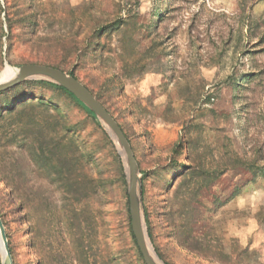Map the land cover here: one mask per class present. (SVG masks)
Returning <instances> with one entry per match:
<instances>
[{
  "label": "rangeland",
  "instance_id": "1",
  "mask_svg": "<svg viewBox=\"0 0 264 264\" xmlns=\"http://www.w3.org/2000/svg\"><path fill=\"white\" fill-rule=\"evenodd\" d=\"M255 22L264 35V0H0V78L7 68L10 75L23 65L50 67L72 73L102 105L130 146L144 227L163 264H264V86H254L247 115L242 97L247 78L264 66V44L247 34ZM50 85L24 81L1 96L0 133L27 124L52 139L60 172L68 161V185L85 188L86 197L64 217L68 197L51 191L60 186L54 174L33 172L17 147L22 137L12 139L6 151L16 162L0 150L11 264H144L130 228L123 156L103 122ZM16 98L35 105L11 116L3 103ZM228 156L242 163L228 165ZM182 166L187 180L177 178ZM6 180L26 182L28 196L16 199ZM39 184L46 187L37 195ZM192 193L187 227L179 201ZM181 230L199 241V254L180 244Z\"/></svg>",
  "mask_w": 264,
  "mask_h": 264
},
{
  "label": "trees",
  "instance_id": "2",
  "mask_svg": "<svg viewBox=\"0 0 264 264\" xmlns=\"http://www.w3.org/2000/svg\"><path fill=\"white\" fill-rule=\"evenodd\" d=\"M157 16H158V18L160 17L159 14H157ZM260 27H261V24L259 22L253 23L252 27H250V25H248V30H247L248 37L257 38V36H259V43H258L259 45L256 47H259V46L264 44V35L259 34V32L261 31ZM100 33H104V30H100V31L96 32V34L94 35V38L98 37V35H100ZM68 75L73 77L72 73H68ZM229 78L228 79L231 81V85L233 87L238 86L237 85V82H238L237 77L231 75ZM262 78H264V66L262 68H260L259 71L257 70V68H255V72H253L251 74L250 78H247V83L242 89V97H244L245 104H246L243 108L245 115H247V113L249 112V110H250L249 108H251L252 103L255 102L254 98L257 96V94L259 92L254 86H256L258 88L261 85L262 86L260 88H262L264 86ZM244 80H246V78ZM50 86L53 88H56L57 90L64 93L79 108H81L90 118L94 119L93 113L89 109H87L83 104H81L79 101H77L71 94H69L67 91H65L61 87L53 86V85H50ZM17 87H18V85L13 87V88H10L8 90L1 92L0 97L11 92L12 90L16 89ZM247 93H250V94L247 95ZM34 105H35V102L31 101L30 98H27V99L16 98L11 102L9 101V102L3 103L4 108L8 107L9 109H11L9 112L11 116L23 115L26 111L32 110ZM0 116H4V115L2 113H0ZM252 118H254V116H252ZM245 121H246L245 122L246 123L245 131H248L249 127H250V125H249L250 119L246 117ZM9 133H11V132L0 133V150H2L1 155L3 157L10 156L15 161L12 154L9 153V151H6V147H7V145L9 146L11 144H14V143H12L13 140L15 138H17L18 136H21L22 137L21 140H23L22 145L21 146H17V144H15V145L19 149L24 150V152L25 151H26V153L28 152L31 161L33 162V164L36 167V169H33V172H36V174L39 175V173H38L39 170L46 169L47 171H51L54 174L55 182L60 185V186L55 185L56 187H52V188L50 187L51 191L56 192V190H62V192H64L67 195L68 201L65 205L69 207V210L64 208V213H63L64 217L69 218V214H70V216L72 214H75L74 206L82 203V201H83L82 198L86 197V191H85V188H83V187L75 186V183H73L72 185H68L69 177L73 174V172H71L72 167L70 166L69 162L65 160V161H63V166H62L63 172H60V167L58 166V164L60 163L61 158L55 159L56 156H59L61 154V150L58 148L57 144L53 143L52 139L46 138L44 135L42 136L38 130H34V132L32 133V131L28 128L27 124L24 125L23 129L17 131L16 133H13V134H9ZM247 139H248V136H247V133H245L244 140L247 141ZM55 145L57 146V148H55ZM21 154H22V152H20V156H21ZM258 154H260L259 151H258ZM50 162L53 163L54 169L52 167H46L45 164L50 163ZM233 162H237L236 164H239V163H242V160L237 159V158L231 159V157L228 156L226 159V163H229L228 165H230ZM54 163H56L57 165L55 166ZM243 166H244V164H243ZM228 168H231V166H227V169ZM182 169H183L182 173L179 174V176L177 178L187 180L189 178V176H188L189 172H187V170H186L187 168L185 166H182ZM72 171H73V169H72ZM224 171H226V170H223V171L221 170V173H223ZM0 174H6V168L5 167L2 170H0ZM209 176H210V174L206 173V178H208ZM204 177L205 176H202L203 179H204ZM5 184H6V188L9 190L10 194L15 196L16 199H21L22 197L28 196V187L26 186V182L25 183H24V181L12 182L10 180H6ZM43 187H46V186L39 184V186H37V188H35L37 195L40 194ZM33 188L34 187H32V185H30L29 186V192H31V189H33ZM40 188H41V191L39 190ZM195 198H196V195L194 193H192V194H188L187 196L183 197L179 201V205H180L179 209H180V214H181V218H182L181 221H183L184 226H187L189 222L190 223L192 222V219H193L192 205L194 203L193 201ZM25 199H27V198H25ZM25 201L26 200H24L22 202L20 201L22 206L25 205L24 204ZM41 205L42 204H40L38 206L39 209H43L41 207ZM58 208L59 207L57 206L56 203H54L52 205V210L56 211ZM45 209L47 211V207H45ZM76 223L77 224H74L75 228H76V230L79 231L81 229V224L79 222H76ZM194 224H195V222H194ZM184 231L185 230H181L177 233V238H178L180 244L183 245L184 247H186V249L193 251L196 254H199V248H198L199 246H197V245H200L199 241L193 237H190Z\"/></svg>",
  "mask_w": 264,
  "mask_h": 264
},
{
  "label": "water",
  "instance_id": "3",
  "mask_svg": "<svg viewBox=\"0 0 264 264\" xmlns=\"http://www.w3.org/2000/svg\"><path fill=\"white\" fill-rule=\"evenodd\" d=\"M24 81H47L63 88L77 101L89 109L93 115L108 129L111 139L117 145L119 153L124 158V167L128 181V206L130 228L138 251L144 264H159L149 253L148 236L140 209V182L137 177L138 170L128 141L119 126L93 97V95L75 78L50 67L42 65H23L9 76L0 78V93L13 88ZM157 256V255H156ZM0 258L1 264H11L5 233L0 221ZM158 258V257H157ZM6 259V260H5ZM159 260V259H158ZM159 262H161L159 260ZM161 264H163L161 262Z\"/></svg>",
  "mask_w": 264,
  "mask_h": 264
},
{
  "label": "bare ground",
  "instance_id": "4",
  "mask_svg": "<svg viewBox=\"0 0 264 264\" xmlns=\"http://www.w3.org/2000/svg\"><path fill=\"white\" fill-rule=\"evenodd\" d=\"M8 72H9V69L7 68L6 69V71H4V75H8ZM12 73H13V71H12ZM11 74V73H10ZM4 75H3V77H1V79H3L4 78ZM9 76V75H8ZM69 210V209H68ZM29 213V212H28ZM70 215V214H69ZM64 216V215H63ZM40 218V217H39ZM60 219V218H59ZM50 222V221H49ZM147 245H148V249H149V253H150V256L155 260V261H157L159 264H161V262H159V260L157 259V257L154 255V253H153V249H152V246H151V244H150V242H149V240H147ZM58 256V255H57ZM6 260V259H5ZM69 263V262H68Z\"/></svg>",
  "mask_w": 264,
  "mask_h": 264
}]
</instances>
